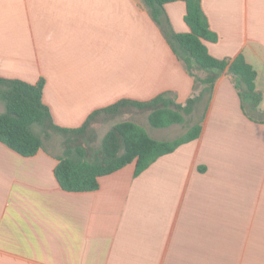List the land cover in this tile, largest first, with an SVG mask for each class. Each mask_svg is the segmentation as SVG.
<instances>
[{
	"label": "crops",
	"instance_id": "obj_1",
	"mask_svg": "<svg viewBox=\"0 0 264 264\" xmlns=\"http://www.w3.org/2000/svg\"><path fill=\"white\" fill-rule=\"evenodd\" d=\"M201 4L217 36L209 53L242 54L257 71L264 120V0ZM164 8L190 32L184 2ZM0 77L44 80L43 102L67 129L124 99L172 93L184 105L195 93L142 0H0ZM187 121L201 123L198 139L137 177L135 163L101 177L95 192L61 189L48 143L34 157L0 143V264H264V122L246 116L228 72ZM140 124L158 140L186 132Z\"/></svg>",
	"mask_w": 264,
	"mask_h": 264
},
{
	"label": "trees",
	"instance_id": "obj_2",
	"mask_svg": "<svg viewBox=\"0 0 264 264\" xmlns=\"http://www.w3.org/2000/svg\"><path fill=\"white\" fill-rule=\"evenodd\" d=\"M179 1L187 8L185 22L190 32L186 34L176 33L165 14L166 4ZM142 2L177 58L195 79V93L184 105L178 104L172 93L161 94L148 102L124 99L95 111L80 128L67 129L54 123L50 109L43 102L44 80L33 85L0 77V103L5 108L0 113V143L22 157H34L42 150L47 151V143L53 136L62 137L63 153L57 156L54 175L66 192H95L99 189L101 177L132 163H135L137 177L159 158L198 139L202 125H188V117L204 102L208 108L215 85L225 72L234 79L246 116L264 122L259 110L263 96L256 87L258 73L254 67L242 54L233 60H220L209 53L205 42H216L217 36L210 29L201 0ZM126 114H147L148 123L154 129L182 125L186 132L172 140H158L151 137L142 125L122 121L115 124L96 147L93 123L100 119L115 120Z\"/></svg>",
	"mask_w": 264,
	"mask_h": 264
},
{
	"label": "rangeland",
	"instance_id": "obj_3",
	"mask_svg": "<svg viewBox=\"0 0 264 264\" xmlns=\"http://www.w3.org/2000/svg\"><path fill=\"white\" fill-rule=\"evenodd\" d=\"M201 115V113H200ZM122 121H134L136 123L140 122L148 128L153 129L151 126L148 124V116L147 114H126L124 116L118 117L115 120H104L100 119L99 121L93 123L92 125V131H94L95 134V146L99 147L101 144L102 138L106 135V133L117 123L122 122ZM138 123V124H140ZM141 125V124H140ZM185 129L184 126H181V130ZM36 130V129H35ZM37 131V130H36ZM177 135V134H176ZM174 137V136H172ZM49 148L53 149L54 152L61 153L62 154V149L60 146L62 145V137L60 136H53L51 140L48 142Z\"/></svg>",
	"mask_w": 264,
	"mask_h": 264
}]
</instances>
